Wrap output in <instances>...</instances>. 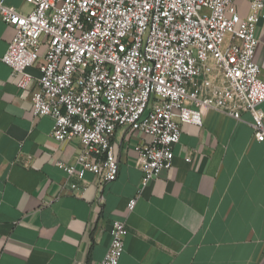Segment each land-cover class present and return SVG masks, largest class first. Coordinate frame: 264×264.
Segmentation results:
<instances>
[{
  "label": "built area",
  "instance_id": "2783aa9c",
  "mask_svg": "<svg viewBox=\"0 0 264 264\" xmlns=\"http://www.w3.org/2000/svg\"><path fill=\"white\" fill-rule=\"evenodd\" d=\"M25 2L26 11L0 0V18L15 29L2 60L31 90L34 116L54 119L55 140H79L75 163L58 162L69 177L91 171L116 180L113 138L125 127L145 136L136 146L144 188L172 167L182 124L201 126L208 109L236 119L249 111L264 141V77L255 59L264 0H249L245 17L235 0ZM136 203L130 199L129 211ZM110 234L102 264H119L126 222L113 220Z\"/></svg>",
  "mask_w": 264,
  "mask_h": 264
},
{
  "label": "crops",
  "instance_id": "0c3cea01",
  "mask_svg": "<svg viewBox=\"0 0 264 264\" xmlns=\"http://www.w3.org/2000/svg\"><path fill=\"white\" fill-rule=\"evenodd\" d=\"M234 4L249 14V0ZM14 34L0 18V264H102L113 220L128 228L119 264H264V141L249 111L208 109L201 126L182 124L172 167L144 188L136 146L145 136L125 127L113 138L116 180L69 177L58 162L74 164L80 142H58L54 119L34 116L31 90L2 60ZM256 36L264 77V19Z\"/></svg>",
  "mask_w": 264,
  "mask_h": 264
}]
</instances>
